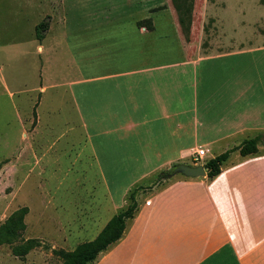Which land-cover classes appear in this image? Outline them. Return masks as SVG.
<instances>
[{"label":"crops","instance_id":"1","mask_svg":"<svg viewBox=\"0 0 264 264\" xmlns=\"http://www.w3.org/2000/svg\"><path fill=\"white\" fill-rule=\"evenodd\" d=\"M17 5L29 34L14 41H28L39 59L32 136L62 122L63 134L78 138L74 156L87 152L100 170L103 186L90 192L108 207L89 240L136 188L121 236L89 264H264L263 141L255 153L231 151L212 177L205 169L154 183L175 164L204 165L264 135V35L238 12L222 19L220 39L188 53L168 0ZM45 18L38 39L35 26ZM146 18L150 29L138 24ZM199 147L207 152L195 159Z\"/></svg>","mask_w":264,"mask_h":264},{"label":"rangeland","instance_id":"2","mask_svg":"<svg viewBox=\"0 0 264 264\" xmlns=\"http://www.w3.org/2000/svg\"><path fill=\"white\" fill-rule=\"evenodd\" d=\"M172 1L190 6L189 17L185 15L184 25L178 27L188 53L220 39L222 19L227 23L238 12L255 36L264 35V0ZM18 3L0 0V223L19 207L25 206L27 213L19 236L11 244L0 245V264H60L62 259L53 249L72 250L88 241L94 218L108 206L104 196L90 192L103 186L98 165L87 152L74 156L71 142L78 138L63 134L61 121L53 131L41 127L32 136L37 91L30 87L39 59L28 52V41H14L29 34V24L17 13ZM160 174L154 183L162 179ZM27 238H36L41 245L24 256L13 255L11 246Z\"/></svg>","mask_w":264,"mask_h":264},{"label":"trees","instance_id":"3","mask_svg":"<svg viewBox=\"0 0 264 264\" xmlns=\"http://www.w3.org/2000/svg\"><path fill=\"white\" fill-rule=\"evenodd\" d=\"M174 10L177 12L178 27L184 25V16L190 15V6L175 4L172 0L169 2ZM139 25H144L147 28H152L150 18H146L138 22ZM48 27V19L41 20L35 26V35L38 39L42 38L44 32ZM179 29V28H178ZM262 142V134L244 139L237 146L225 150L224 152L210 158L204 162V167L207 170V176L212 177L216 175L221 168V164L227 159L229 153L233 150H238L241 155L255 153L257 151V144ZM168 171L161 172V178L167 175ZM136 188L128 194L127 206L114 214L98 232V234L91 240L78 243L72 250L53 249V253L62 259L60 264H89L95 259L100 251H103L107 246L115 242L122 234L125 221L131 217L136 209V201L134 192ZM27 213L25 206L19 207L12 211L8 217L0 223V245L12 243L25 227L24 216ZM41 245V242L36 238H27L19 243L11 246V253L17 256H24L30 250ZM33 264V263H27Z\"/></svg>","mask_w":264,"mask_h":264},{"label":"water","instance_id":"4","mask_svg":"<svg viewBox=\"0 0 264 264\" xmlns=\"http://www.w3.org/2000/svg\"><path fill=\"white\" fill-rule=\"evenodd\" d=\"M262 141L264 142V135H262ZM177 173L182 174L186 177H198L205 175V168L202 164L191 166L187 164L178 163L168 170L167 175L172 176Z\"/></svg>","mask_w":264,"mask_h":264},{"label":"built area","instance_id":"5","mask_svg":"<svg viewBox=\"0 0 264 264\" xmlns=\"http://www.w3.org/2000/svg\"><path fill=\"white\" fill-rule=\"evenodd\" d=\"M207 150L205 148H197L194 151L195 159H200L206 154Z\"/></svg>","mask_w":264,"mask_h":264}]
</instances>
